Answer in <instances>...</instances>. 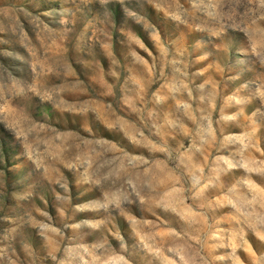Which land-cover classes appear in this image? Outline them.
I'll use <instances>...</instances> for the list:
<instances>
[{"label": "rangeland", "instance_id": "obj_1", "mask_svg": "<svg viewBox=\"0 0 264 264\" xmlns=\"http://www.w3.org/2000/svg\"><path fill=\"white\" fill-rule=\"evenodd\" d=\"M0 264H264V0H0Z\"/></svg>", "mask_w": 264, "mask_h": 264}]
</instances>
